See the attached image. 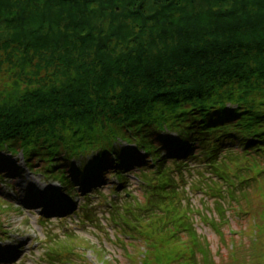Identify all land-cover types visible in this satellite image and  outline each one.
<instances>
[{
  "label": "trees",
  "instance_id": "obj_1",
  "mask_svg": "<svg viewBox=\"0 0 264 264\" xmlns=\"http://www.w3.org/2000/svg\"><path fill=\"white\" fill-rule=\"evenodd\" d=\"M181 100L264 119V0H0V133Z\"/></svg>",
  "mask_w": 264,
  "mask_h": 264
},
{
  "label": "rangeland",
  "instance_id": "obj_2",
  "mask_svg": "<svg viewBox=\"0 0 264 264\" xmlns=\"http://www.w3.org/2000/svg\"><path fill=\"white\" fill-rule=\"evenodd\" d=\"M25 86H23L24 88ZM22 88V90H23ZM27 88H25L23 91H25ZM257 200L259 202H261L262 200L264 201V192H261L260 195L258 196ZM260 205V204H257ZM262 209V208H261ZM249 227H247L246 225L243 226V228H246V235L243 238V240L241 241H237L238 244H241V242L243 241L242 244H244V248H242V250H237L236 255L238 256L239 260H242L241 263L242 264L243 260H244V252H246L248 250V252H250L252 254V252H254L257 256V259L259 262V264H264V256L261 257L257 252L260 251V249L262 248L261 245L264 243V238L262 240H258L255 238V236H253V238L256 240L255 243H252V241L249 240V236H251V240H252V235L254 234V230L255 228V223L253 224V222L251 221V223L248 225ZM240 228V227H239ZM257 231V230H256ZM258 232V231H257ZM93 239H95V237H93ZM104 241H107L106 236H102L101 239L96 240L95 242L98 243L99 245L104 243ZM228 243V242H227ZM242 247V246H241ZM235 248V247H234ZM112 249V248H111ZM110 249V250H111ZM241 249V248H239ZM221 252L220 257L217 256V260H219V262H222L221 260H225V262H227L226 264H228V262L232 261L233 264H237L235 262L238 261H234L236 257H233L230 254L231 248L227 251L226 250V246L221 245V244H217L216 247H214V255H216V253ZM106 252H108V250L106 249ZM264 254V253H263ZM230 256V259H228V257ZM225 257V258H224ZM246 263V260H245Z\"/></svg>",
  "mask_w": 264,
  "mask_h": 264
}]
</instances>
